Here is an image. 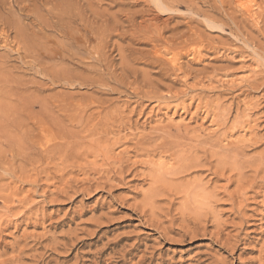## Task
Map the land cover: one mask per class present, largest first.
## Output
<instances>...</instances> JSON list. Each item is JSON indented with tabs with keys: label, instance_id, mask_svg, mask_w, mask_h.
<instances>
[{
	"label": "rangeland",
	"instance_id": "rangeland-1",
	"mask_svg": "<svg viewBox=\"0 0 264 264\" xmlns=\"http://www.w3.org/2000/svg\"><path fill=\"white\" fill-rule=\"evenodd\" d=\"M0 31V264H264V0H0Z\"/></svg>",
	"mask_w": 264,
	"mask_h": 264
},
{
	"label": "bare ground",
	"instance_id": "bare-ground-1",
	"mask_svg": "<svg viewBox=\"0 0 264 264\" xmlns=\"http://www.w3.org/2000/svg\"><path fill=\"white\" fill-rule=\"evenodd\" d=\"M64 1H66V0H64ZM157 4H158V3H157ZM64 5H66V3H65ZM58 6H59V5H58ZM66 6H67V5H66ZM76 6H77V5H76ZM67 7H68V6H67ZM241 7H242V6H241ZM70 8L72 9V7H70ZM249 8H250V6L247 7V8L244 7V9H245L246 12L251 13L250 10H249ZM64 9H65V8H64ZM162 9H163V8H162ZM56 11H58V10H56ZM59 11H60V10H59ZM66 11H67V10H66ZM71 11H72V10H71ZM159 11H160V10H159ZM164 11H165V10H164ZM150 12H151V11H150ZM47 13L49 14V12H47ZM55 13H57V12H55ZM248 13H247V14H248ZM53 14H54V12H53ZM160 15H161V14H160ZM49 16H50V15H49ZM59 16H60V15H59ZM53 18H54V15H53ZM62 18H63V17H62ZM70 18H71V17H70ZM154 18H155V17H154ZM46 19H47V18H46ZM60 19H61V18H60ZM60 19H59V20H60ZM157 19H158V18H157ZM66 20H67V19H66ZM55 21H56V20H55ZM55 21H54V22H55ZM145 21H146V20H145ZM151 21H152V19H151ZM49 22H50V21H49ZM61 23H62V22H61ZM63 23H66V22L63 21ZM71 23H72V22H71ZM52 24H53V23H52ZM58 24H59V23H58ZM40 26H41V25H40ZM50 26H51V25H50ZM50 26H47V27H50ZM4 27L7 28L6 26H4ZM10 27L12 28L11 25H10ZM13 27L15 28V26H13ZM53 27H54V26H53ZM53 27H52V28H53ZM55 27H58V26H55ZM59 27L62 28L63 26L59 25ZM68 27H70V25H69ZM42 28H43V27H42ZM45 28H46V27H45ZM50 28H51V27H50ZM18 29H19V28H18ZM67 29H68V28H67ZM1 30H2V29H1ZM6 30H7V29H6ZM8 30H10V29H8ZM15 30H16V32H19V31H17L16 28H15ZM15 30H14V32H15ZM21 30H23V29H20V32H21ZM39 30H40V29H39ZM41 30H42V29H41ZM48 30H49V28H48ZM55 30H56V29H55ZM69 31H70V29H69ZM72 31H73V30H72ZM81 31H82V30H81ZM0 32H1V31H0ZM6 32H7V31H6ZM3 33H4V29H3ZM23 33H25V32L23 31ZM1 34H2V33H1ZM4 34H5V33H4ZM14 34H15V33H14ZM16 34H18V33H16ZM81 34H82V32H81ZM20 35H22V32H21ZM20 35H19V36H20ZM24 35H25V34H24ZM24 35H23V36H24ZM1 36H2V35H1ZM7 36H9V35H7ZM16 36L19 37L18 35H16ZM35 36H36V35H35ZM89 36H90V35H89ZM158 36H159V35H158ZM64 37H65V36H64ZM71 37H72V36H71ZM69 38H70V37H69ZM13 39H14V37H13ZM22 39H23V38H20V40H22ZM26 39H27V38H26ZM145 39H147V38H145ZM3 40H4V39H3ZM20 40H19V41H20ZM47 40H48V39H47ZM77 40H78V39H77ZM79 40H80V39H79ZM79 40H78V41H79ZM6 41H7V40H6ZM15 41H16V40H14L13 43L16 44ZM24 41H25V40H24ZM4 42H5V41H4ZM4 42H3V43H4ZM17 42H18V41H17ZM27 42H28L27 40H26V42H24L25 45H27V44H26ZM80 42H81V40H80ZM11 43H12V42H11ZM72 43H73V42H72ZM4 44H5V43H4ZM17 44H18V43H17ZM17 44H16V45H17ZM20 44H21V43H19V45H20ZM55 44H56V43H55ZM13 45H14V44H13ZM57 45H58V44H57ZM17 46H18V45H17ZM20 46H22V44H21ZM20 46H19V47H20ZM27 46H28V45H27ZM28 47H29V46H28ZM58 48H59V47H58ZM17 49H18V50H16V51H19L21 48H20V49L17 48ZM80 50H81V49H80ZM61 51H62V50H61ZM74 51H75V50H74ZM93 51H94V50H93ZM24 54H26V53H24ZM56 54H58V52H57ZM35 55H37V54H35ZM39 55H40V54H39ZM173 55H174V54H173ZM52 56H53V55H52ZM60 56H61V55H60ZM44 57H45V56H44ZM46 57H48V56H46ZM54 57H55V56H54ZM19 58H20V57H19ZM168 59H169V58H168ZM79 60H80V59H79ZM27 61H28V60H27ZM178 61H179V59H177V58H175L174 56H172V57L170 58V65H172V66H177V65H179V64H178ZM41 69H42V68H41ZM65 70H66V69H65ZM4 71H5V70H4ZM2 76L4 77V74H1L0 79H1V80H4V79H2ZM6 77H7V76H6ZM61 78H62V77H61ZM5 79L8 80L9 77H7V78H5ZM1 80H0V81H1ZM65 80H66V79H65ZM8 82L11 84L10 79L8 80ZM8 82H5V83L8 84ZM0 83H1V82H0ZM5 83L3 82L2 85L0 84V98L10 99L9 95L12 96V95H14V94H12V95H11V94H7V96H6V93H8V92H7V91H4L3 88L1 89V87L3 86V84H4L5 86H7V84H5ZM12 83H14V82L12 81ZM5 86H4V87H5ZM7 87H8V86H7ZM11 87H12V86H11ZM16 87H17V86H16ZM5 88H6V87H5ZM6 89H7V88H6ZM8 90H9V89H8ZM9 92H11V89H10ZM13 92H14V91H13V89H12V93H13ZM15 92H16V91H15ZM25 92H27V91H25ZM29 95H30V94H29ZM30 96H31V95H30ZM7 97H9V98H7ZM27 97H28V96H27ZM32 97H33V96H31V98H32ZM31 98H29L28 100H30ZM17 99H18V98H17ZM0 100H1V99H0ZM21 100H22V99H21ZM34 100H35V99H34ZM34 100H31V101H34ZM44 100H45V99H44ZM2 101H3V99H2L0 102H2ZM18 101H20V100H18ZM18 101H17V102H18ZM22 102L25 103L24 101H22ZM35 102H36V101H35ZM20 103H21V101H20L18 104L20 105ZM23 103H21V104H23ZM12 104H13V103H12ZM31 104L33 105V102H32V103L29 102V103L26 104V105H25V104H24V105H20V107H21V109H22V110H20L21 113H22V114L24 113L25 116H27V117L32 115V113L30 114L31 110H33ZM4 105H5V104H4ZM16 105H17V104H16ZM5 106H6V105H5ZM5 106H4V107H5ZM9 106H11V103H10ZM13 106H14V105H13ZM13 106H12V107H13ZM33 106H34V105H33ZM39 106H40V105H39ZM62 106H63V105H62ZM12 107H11V108H12ZM14 107H15V106H14ZM18 108H19V106H18ZM66 108H68V107H66ZM12 109H13V108H12ZM12 109H11V110H12ZM15 109H17V108H15ZM19 109H20V108H19ZM3 110H4V109L1 107V109H0V113H2L1 111H3ZM17 110H18V109H17ZM17 110H16V111H17ZM39 110H41V109H39ZM63 110H64V109H63ZM16 111H15V112H16ZM20 111H19V112H20ZM34 111H35V110H34ZM12 112H14V109H13ZM17 112H18V111H17ZM17 112H16V116H17V114L19 113V112H18V113H17ZM74 112H75V111H74ZM21 113H20V114H21ZM33 113H34V112H33ZM47 113H48V112H47ZM6 114H7V113H6ZM6 114H5V116H6ZM24 114H23V115H24ZM34 114H35V113H34ZM40 115H41V114H40ZM173 115H174V113H173ZM5 116H4V117H5ZM36 116H37V115H36ZM0 117H1V114H0ZM31 117H32V116H31ZM44 117H45V116H44ZM2 118H3V117H2ZM8 118H9V117H8ZM8 118H7V119H8ZM32 118H33V117H32ZM32 118H31V121H32ZM7 119H6V123L8 122ZM0 120H1V118H0ZM9 120H10V119H9ZM14 120H15V118H14ZM38 120H39V119H37V121H38ZM33 122H34V120H33ZM18 123H19V124H18V127H19V125L21 126V121L18 122ZM3 124H5V123H3ZM8 124L10 125V123H8ZM40 124H41V123H40ZM43 124H44L45 126L48 125V120H46L45 122H43ZM5 125H6V124H5ZM44 125H43V127H44ZM40 126H41V125H40ZM0 127L2 128V126H0ZM3 127H4V126H3ZM21 127H22V126H21ZM43 127L41 126L40 128H43ZM38 128H39V127H38ZM44 128H47V127H44ZM2 129L4 130L5 128H2ZM2 129H1V130H2ZM29 129H30V127H29ZM1 130H0V131H1ZM21 130H22V129H21ZM18 132H19V131H18ZM0 133H1V132H0ZM2 133H4V132H2ZM2 133H1V134H2ZM6 134H7V133H6ZM9 134H10V133H9ZM10 137H11V136H10ZM6 138H7V137H6ZM1 139H2V138H1ZM1 141H2V140H1ZM8 142H9V140H8ZM32 142H33V141H32ZM22 145H23V144H22ZM22 145H21V140L18 139V140H17V147H18V150H17V151H19L20 154L23 153V151L25 152V149H26V148L23 147ZM30 145H31V144H30ZM44 145H45V144H44ZM17 147H16V148H17ZM36 147H37V145H36ZM38 147H39V146H38ZM44 147H45V146H44ZM42 148H43V147H42ZM42 148H41V149H42ZM39 149H40V148H39ZM43 150H44V149H43ZM40 151H41V150H40ZM44 151H46V150H44ZM26 152H27V151H26ZM27 153H29V152H27ZM43 153H44V152H43ZM0 155H1V153H0ZM23 155H24V153H23ZM20 156H21V155H20ZM25 156L28 157L26 153H25ZM34 161H35V160H34ZM15 165H16V164H15ZM4 170H6V169H4ZM8 170H9V169H8ZM19 171H20V170H19ZM21 171H22V170H21ZM26 175H27V174H26Z\"/></svg>",
	"mask_w": 264,
	"mask_h": 264
}]
</instances>
